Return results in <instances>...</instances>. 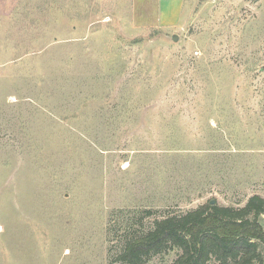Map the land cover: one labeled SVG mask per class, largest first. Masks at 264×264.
<instances>
[{"label":"rangeland","instance_id":"374dc122","mask_svg":"<svg viewBox=\"0 0 264 264\" xmlns=\"http://www.w3.org/2000/svg\"><path fill=\"white\" fill-rule=\"evenodd\" d=\"M253 194L264 0H0V264H124L156 219Z\"/></svg>","mask_w":264,"mask_h":264},{"label":"trees","instance_id":"16d2710c","mask_svg":"<svg viewBox=\"0 0 264 264\" xmlns=\"http://www.w3.org/2000/svg\"><path fill=\"white\" fill-rule=\"evenodd\" d=\"M264 197L251 195L241 207L220 206L210 201L182 214L153 223L146 233L131 237L117 259L124 264H143L166 248L180 250L171 264H264L258 245H264Z\"/></svg>","mask_w":264,"mask_h":264},{"label":"water","instance_id":"95a60500","mask_svg":"<svg viewBox=\"0 0 264 264\" xmlns=\"http://www.w3.org/2000/svg\"><path fill=\"white\" fill-rule=\"evenodd\" d=\"M176 39H177L176 35H173L172 36V40L176 41ZM210 203L213 204V203H215V201L214 200H210Z\"/></svg>","mask_w":264,"mask_h":264}]
</instances>
